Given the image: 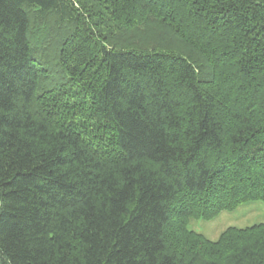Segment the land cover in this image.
<instances>
[{
    "label": "trees",
    "instance_id": "obj_1",
    "mask_svg": "<svg viewBox=\"0 0 264 264\" xmlns=\"http://www.w3.org/2000/svg\"><path fill=\"white\" fill-rule=\"evenodd\" d=\"M257 202L264 0H0V264H264L187 228Z\"/></svg>",
    "mask_w": 264,
    "mask_h": 264
},
{
    "label": "rangeland",
    "instance_id": "obj_2",
    "mask_svg": "<svg viewBox=\"0 0 264 264\" xmlns=\"http://www.w3.org/2000/svg\"><path fill=\"white\" fill-rule=\"evenodd\" d=\"M174 214L176 215L177 212L173 211V215ZM259 223H264V202L242 205L235 211L221 213L217 218L211 221H204L200 218H194L190 220L187 228L198 234H201L210 241H216L219 235L227 228L233 227L243 229ZM169 231L173 236V240L169 244H172L175 247H177L178 243L181 242L188 244L187 241H184V239L180 237V234L178 233L176 228V224H171ZM177 235L178 238L175 241L174 237H176ZM183 249L185 248L183 247ZM190 249L192 250V252L197 251L199 255L204 257V259L213 258L220 260L222 258L218 257L221 256V253H217L216 251H212L213 253H208L206 251L200 252L199 250H197V248H194V246L190 247Z\"/></svg>",
    "mask_w": 264,
    "mask_h": 264
}]
</instances>
